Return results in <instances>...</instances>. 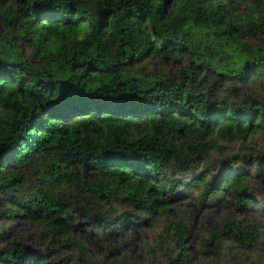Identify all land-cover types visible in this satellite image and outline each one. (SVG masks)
<instances>
[{"label": "trees", "instance_id": "16d2710c", "mask_svg": "<svg viewBox=\"0 0 264 264\" xmlns=\"http://www.w3.org/2000/svg\"><path fill=\"white\" fill-rule=\"evenodd\" d=\"M169 1L12 0L0 7V202L23 183L10 165L56 156L67 165L53 173L56 184L77 181L109 206L122 196L142 213L165 214L173 200L197 187L203 201L228 192L241 212L255 206L245 170L222 169L212 180L207 172L187 174L219 148L210 137L247 143L252 135L264 136V48L244 40L264 36V0H246L243 11L236 0H176L171 10ZM83 22L92 31L81 41ZM26 46L37 66L22 51ZM223 54L237 63L219 66ZM181 55L189 61L179 78L140 68ZM255 82L261 95L243 94ZM255 161L263 166L264 154ZM11 203L6 218L38 222L53 243L77 248L80 263L94 264L72 239L78 226L67 202L40 191ZM91 219L96 229L107 224ZM166 232L175 250L168 264H186L189 228L177 222ZM1 234L0 264L72 262L2 242ZM221 236L247 248L260 239L256 227L226 221L202 247L214 251Z\"/></svg>", "mask_w": 264, "mask_h": 264}, {"label": "rangeland", "instance_id": "374dc122", "mask_svg": "<svg viewBox=\"0 0 264 264\" xmlns=\"http://www.w3.org/2000/svg\"><path fill=\"white\" fill-rule=\"evenodd\" d=\"M216 1L222 3L228 0ZM10 4L12 0H0V7L5 8ZM175 4L176 0H170L169 9ZM235 6L239 11H243L247 2L236 0ZM4 33L5 28L0 23V34ZM244 40L255 49L264 48V36L247 37ZM22 51L30 62L37 66L34 51L27 46L22 48ZM188 61L189 58L185 55L167 56L164 59L154 58L141 64L140 68L151 75L179 78ZM217 62L219 66L224 67L237 63V60L234 56L227 58V54H223ZM255 85L256 82L253 86H245L243 94L260 96L261 92L257 93ZM229 99L237 100L231 97ZM208 140L216 142L219 148L213 150L207 160L200 162L197 170L188 172L187 177L207 172L208 178L212 180L214 176L220 175L222 169L247 171L249 197L256 203L255 206L250 205L246 212L238 209L235 197L228 192L203 201L201 187L188 190L184 192V197L173 200L170 210L165 214L142 213L123 200L122 196L109 206L84 193L77 181L67 180L62 186L56 184L53 173L57 167L67 165L56 156H47L33 165L19 168L12 164L8 167L9 172L23 178V183L3 198L8 201L0 202V232L4 237L1 241L21 242L45 254L49 259L72 257L69 264H82L77 248L66 247L62 242L53 243L38 222L28 218H6V211L13 205L11 201L29 199L40 191H50L67 202L71 223L78 226L72 239L87 249V258L94 264H168L169 258L175 256V250L166 230L177 222H183L191 232L187 244L186 264H264V165L257 166L255 161L259 155L264 154V136L252 135L247 143L229 142L217 137H210ZM245 157L250 158L249 164L244 163ZM69 172L78 170L71 167ZM175 174L180 175L177 172ZM89 177L95 179L97 173L90 172ZM38 178H42L43 183H40ZM124 214L126 219L123 222ZM93 215L97 216V220L103 221L102 224H107L98 229L93 228L90 223ZM226 221L242 222L247 226L256 227L260 233L259 243L247 248L234 243L226 236H221L214 251L204 249L203 241L210 240L211 231L221 229ZM112 249H117V252L113 253Z\"/></svg>", "mask_w": 264, "mask_h": 264}, {"label": "clouds", "instance_id": "9594fccd", "mask_svg": "<svg viewBox=\"0 0 264 264\" xmlns=\"http://www.w3.org/2000/svg\"><path fill=\"white\" fill-rule=\"evenodd\" d=\"M92 31L90 25L87 22H83L77 28V32L79 33L78 39L83 41L86 38V35L90 34Z\"/></svg>", "mask_w": 264, "mask_h": 264}]
</instances>
